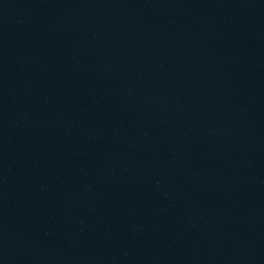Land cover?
<instances>
[{
	"label": "water",
	"instance_id": "1",
	"mask_svg": "<svg viewBox=\"0 0 264 264\" xmlns=\"http://www.w3.org/2000/svg\"><path fill=\"white\" fill-rule=\"evenodd\" d=\"M0 264H264V0H0Z\"/></svg>",
	"mask_w": 264,
	"mask_h": 264
}]
</instances>
